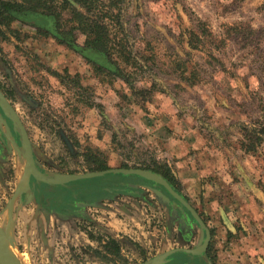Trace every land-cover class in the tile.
Wrapping results in <instances>:
<instances>
[{
  "label": "rangeland",
  "instance_id": "obj_1",
  "mask_svg": "<svg viewBox=\"0 0 264 264\" xmlns=\"http://www.w3.org/2000/svg\"><path fill=\"white\" fill-rule=\"evenodd\" d=\"M114 1L119 39L150 60L113 65L34 13L0 35V85L37 169L55 180L168 164L213 232L197 264H264V143L240 147L242 128L264 130V0ZM21 142L0 110V228L18 264H185L181 249L205 244L167 189L123 172L41 181ZM106 236L122 258L96 252Z\"/></svg>",
  "mask_w": 264,
  "mask_h": 264
},
{
  "label": "trees",
  "instance_id": "obj_2",
  "mask_svg": "<svg viewBox=\"0 0 264 264\" xmlns=\"http://www.w3.org/2000/svg\"><path fill=\"white\" fill-rule=\"evenodd\" d=\"M114 3V0H0V35L6 36L7 31L15 32L12 24L17 15L34 13L42 18H54L55 28L60 36L70 37L71 43L105 54L113 65H138L140 61L150 60L144 54L136 52L129 40L119 39L117 30L122 23V14L120 10L116 12ZM38 31L53 33L41 26ZM80 37H83V41H80ZM61 41L65 42L64 39ZM189 43L192 42L189 40ZM242 131L241 149L245 152H257L264 143V130L244 127ZM99 166L102 167L101 164ZM147 169L163 175L176 189L179 186V181L168 164H155ZM103 248L104 253L102 250L97 253L107 259L109 253L120 254L119 244L112 238L105 240Z\"/></svg>",
  "mask_w": 264,
  "mask_h": 264
},
{
  "label": "water",
  "instance_id": "obj_3",
  "mask_svg": "<svg viewBox=\"0 0 264 264\" xmlns=\"http://www.w3.org/2000/svg\"><path fill=\"white\" fill-rule=\"evenodd\" d=\"M0 104L3 107V110L5 111L6 115L15 122L16 126L20 127L21 132H22V146L24 147L25 154L28 158L30 171L39 180L52 183V184L62 185L65 183L75 182L81 179H89L95 176H103L105 174L115 173V172L133 173V174L141 175L147 178L148 180H150L151 182H153L155 185L161 186L167 189L176 198V200H178V202L192 214L193 218L199 223L201 228H203L206 231L207 238H206V243L203 248H198V249L197 248H193V249L183 248L181 250L187 253L193 254V255H201L204 253L206 246L208 245L209 240L211 238V231L209 230L202 216L194 208V206L183 195L179 194L177 190L161 175H158L156 173H153L152 171L141 169V168H110V169L103 170V171L88 172L85 174L74 175V176H70L65 179H55V180L46 179L43 176H41L39 170L36 167L32 144H31V141H30V138H29V135L27 133L25 126L23 125L16 111L12 108V106L3 96L1 91H0ZM0 235L2 238V244L4 246V250H5V256H4L3 263L4 264H14V256L9 246V240L1 228H0Z\"/></svg>",
  "mask_w": 264,
  "mask_h": 264
},
{
  "label": "flooded vegetation",
  "instance_id": "obj_4",
  "mask_svg": "<svg viewBox=\"0 0 264 264\" xmlns=\"http://www.w3.org/2000/svg\"><path fill=\"white\" fill-rule=\"evenodd\" d=\"M0 91L2 92V94H3V96L6 98V100L9 102V104L12 106V108L16 111V113L18 114V116H19V118H20V120L22 121V123H23V125L25 126V124H24V122H23V120H22V118H21V116H20V114L18 113V111L16 110V108H15V106L11 103V101H10V99H9V97H7L6 96V92L4 91V89H3V87L0 85ZM0 110L2 111V113H3V115L5 116V118H7V120H9L12 124H13V126L15 127V130H19L20 129V127L19 126H16V124H15V122L10 118V117H8L7 115H6V113H5V111L3 110V107L1 106V104H0ZM25 128H26V126H25ZM26 130H27V128H26ZM20 131H21V129H20ZM22 133V132H21ZM27 133H28V131H27ZM29 135V134H28ZM32 144V143H31ZM21 146H22V142H21ZM22 148L24 149V147L22 146ZM32 149H33V146H32ZM24 152H25V149H24ZM33 154H34V151H33ZM26 155V154H25ZM27 157V156H26ZM28 159V158H27ZM34 159H35V155H34ZM35 162H36V160H35ZM28 164H29V162H28ZM37 167V166H36ZM30 168V167H29ZM33 175V174H32ZM34 176V175H33ZM76 182V181H75ZM71 183V182H70ZM186 198V197H185ZM187 199V198H186ZM188 200V199H187ZM189 201V200H188ZM190 202V201H189ZM191 203V202H190ZM192 204V203H191ZM195 208V207H194ZM186 209V208H185ZM196 209V208H195ZM187 210V209H186ZM197 210V209H196ZM188 211V210H187ZM198 211V210H197ZM189 212V211H188ZM189 214L192 216V214L189 212ZM200 214V213H199ZM201 215V214H200ZM202 216V215H201ZM193 217V216H192ZM203 218V217H202ZM194 219V218H193ZM195 220V219H194ZM204 220V219H203ZM196 221V220H195ZM205 221V220H204ZM197 222V221H196ZM198 223V222H197ZM206 223V222H205ZM199 224V223H198ZM206 225H207V223H206ZM200 226V225H199ZM208 226V225H207ZM201 227V226H200ZM209 228V227H208ZM203 229V228H202ZM204 230V229H203ZM209 230H210V228H209ZM205 231V230H204ZM211 231V238H212V236H213V232H212V230H210ZM206 232V231H205ZM107 238H99L98 240H99V242L101 243V248L100 249H98V250H102L103 251V253L105 252V250H104V248H103V244H104V242H105V240H107L108 238L110 239V238H112V239H114V240H116L115 238H113V237H111V236H106ZM206 238H207V233H206ZM211 238H210V240H209V243H208V245L206 246V249H205V251H204V253H203V255L204 254H206L208 251H209V249H210V241H211ZM116 241H118V240H116ZM118 243V242H117ZM205 243H206V240H205ZM119 244V243H118ZM205 245V244H204ZM204 245L202 246V247H200V248H203L204 247ZM183 249V248H182ZM186 249H193V248H186ZM198 249V248H197ZM98 250H96V252L98 251ZM183 251V250H182ZM185 252V251H184ZM99 254V253H98ZM187 255H189V256H191L192 258L191 259H189L185 264H197V260H195V258H197V256L198 255H193V254H190V253H188ZM101 256V255H100ZM122 256H123V254H122V247H120V254L119 255H115V254H110L109 253V258L110 257H115V258H122ZM103 257V256H102ZM170 257H172V255H170Z\"/></svg>",
  "mask_w": 264,
  "mask_h": 264
},
{
  "label": "bare ground",
  "instance_id": "obj_5",
  "mask_svg": "<svg viewBox=\"0 0 264 264\" xmlns=\"http://www.w3.org/2000/svg\"><path fill=\"white\" fill-rule=\"evenodd\" d=\"M3 224L5 225V226L3 225V228H1L3 230H6L9 227V225H10V223H9V221L7 219L5 221L3 220ZM2 246H3V244H2V238H1V235H0V247L2 248ZM14 264H18L16 258H14Z\"/></svg>",
  "mask_w": 264,
  "mask_h": 264
}]
</instances>
